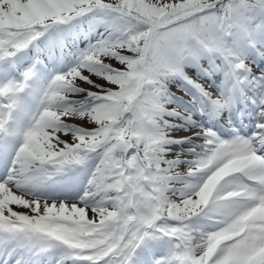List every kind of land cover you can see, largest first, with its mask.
I'll use <instances>...</instances> for the list:
<instances>
[{"label":"snow or ice","instance_id":"1","mask_svg":"<svg viewBox=\"0 0 264 264\" xmlns=\"http://www.w3.org/2000/svg\"><path fill=\"white\" fill-rule=\"evenodd\" d=\"M264 0H0V264H264Z\"/></svg>","mask_w":264,"mask_h":264}]
</instances>
